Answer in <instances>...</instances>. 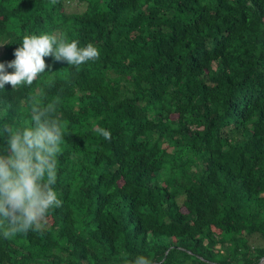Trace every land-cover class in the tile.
Returning <instances> with one entry per match:
<instances>
[{"label":"trees","instance_id":"obj_1","mask_svg":"<svg viewBox=\"0 0 264 264\" xmlns=\"http://www.w3.org/2000/svg\"><path fill=\"white\" fill-rule=\"evenodd\" d=\"M53 33L100 55L45 57L31 86L0 90V127L24 125L33 97L58 96L65 124L62 205L42 231L0 234V264H259L264 0H0V62Z\"/></svg>","mask_w":264,"mask_h":264},{"label":"clouds","instance_id":"obj_2","mask_svg":"<svg viewBox=\"0 0 264 264\" xmlns=\"http://www.w3.org/2000/svg\"><path fill=\"white\" fill-rule=\"evenodd\" d=\"M78 45L79 41L69 42L60 33L25 35L13 53L15 58L0 62V90L6 84L13 89L21 84L31 86L49 67L45 57L77 67L99 58L94 44ZM9 68L13 69L11 73L7 71ZM32 99L30 119L24 125L11 127L4 123L0 127V138L4 140L0 144V234L6 239L30 230L42 231L49 211L62 205L53 187L65 130L57 112L60 98L57 96L47 104ZM94 131L106 140L111 139L108 129L95 127ZM132 264L151 261L140 255Z\"/></svg>","mask_w":264,"mask_h":264},{"label":"rangeland","instance_id":"obj_3","mask_svg":"<svg viewBox=\"0 0 264 264\" xmlns=\"http://www.w3.org/2000/svg\"><path fill=\"white\" fill-rule=\"evenodd\" d=\"M67 8L70 11H80V10H82V7L80 5H77L75 2H72V3L69 2Z\"/></svg>","mask_w":264,"mask_h":264},{"label":"water","instance_id":"obj_4","mask_svg":"<svg viewBox=\"0 0 264 264\" xmlns=\"http://www.w3.org/2000/svg\"><path fill=\"white\" fill-rule=\"evenodd\" d=\"M261 263V262H260Z\"/></svg>","mask_w":264,"mask_h":264}]
</instances>
